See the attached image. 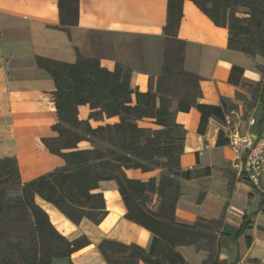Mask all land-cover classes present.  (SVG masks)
<instances>
[{
	"label": "crops",
	"instance_id": "0c3cea01",
	"mask_svg": "<svg viewBox=\"0 0 264 264\" xmlns=\"http://www.w3.org/2000/svg\"><path fill=\"white\" fill-rule=\"evenodd\" d=\"M168 1L79 0V24L69 35L58 28L59 0H0V157L18 158L23 181L65 164L43 143V138L56 136L52 129L58 119L56 86L37 65L36 57L75 62L78 49L110 70L117 63L130 67L132 87L146 92L150 78L160 74L164 62ZM179 37L186 42L185 68L202 78L199 102L221 106L225 100L227 113L225 121L211 118L206 134L199 133L197 108L177 113V122L187 129L181 165L195 176L181 181L176 217L185 223L199 217L221 219L220 261L264 264V189H256L233 166L235 152L229 144H217L221 130L229 139L264 136V99L259 97L249 108L247 90L229 82L233 66H239L244 69L242 81L259 84L264 93V56L229 48L228 28L216 25L192 0L183 2ZM90 111L89 105H81L80 118H88ZM118 120L113 117L105 122ZM148 124L157 127L151 120ZM160 173V169H126L129 177L142 180ZM101 190L109 212L99 224L87 218L76 224L53 204L37 198L62 234L69 239L87 235L91 240L70 258L56 259L53 264H108L98 247L105 238L150 248L153 234L125 217L127 208L117 182L104 181ZM157 203L155 196L153 205ZM177 249L190 264H203L209 255L194 245Z\"/></svg>",
	"mask_w": 264,
	"mask_h": 264
},
{
	"label": "trees",
	"instance_id": "16d2710c",
	"mask_svg": "<svg viewBox=\"0 0 264 264\" xmlns=\"http://www.w3.org/2000/svg\"><path fill=\"white\" fill-rule=\"evenodd\" d=\"M184 1H168L164 62L146 92L132 87L130 67L117 63L110 70L78 49L75 62L36 57L56 86L58 119L52 126L56 136L43 138V143L65 164L23 181L18 158L0 157V264H53L89 245L87 235L69 239L62 234L37 198L53 204L76 224L85 218L99 224L109 212L101 183L110 180L118 184L125 217L151 231L153 239L149 249L103 239L98 247L108 264H190L177 249L181 245L208 251L203 264H225L219 259L221 219L199 217L185 223L176 217L181 181L195 176L181 165L187 129L177 122V113L197 108L201 134H206L211 118L225 121L227 113L225 100L221 106L199 102L202 78L185 68L186 42L179 37ZM192 1L216 25L228 28L229 48L264 56V0ZM59 12L58 28L70 35L79 24V0H59ZM243 73L242 67L233 66L229 82L244 86ZM255 96L264 99L259 84ZM81 105L91 109L86 119L79 116ZM113 117L119 120L105 122ZM91 120L100 124L94 126ZM144 120L157 127L140 125ZM84 142L88 145L81 146ZM229 142L221 130L217 144ZM130 168L161 173L142 180L129 177Z\"/></svg>",
	"mask_w": 264,
	"mask_h": 264
},
{
	"label": "built area",
	"instance_id": "2783aa9c",
	"mask_svg": "<svg viewBox=\"0 0 264 264\" xmlns=\"http://www.w3.org/2000/svg\"><path fill=\"white\" fill-rule=\"evenodd\" d=\"M230 147L235 152L233 166L256 189H264V136L235 135L230 139Z\"/></svg>",
	"mask_w": 264,
	"mask_h": 264
},
{
	"label": "rangeland",
	"instance_id": "374dc122",
	"mask_svg": "<svg viewBox=\"0 0 264 264\" xmlns=\"http://www.w3.org/2000/svg\"><path fill=\"white\" fill-rule=\"evenodd\" d=\"M241 11H244V9H242ZM240 15L243 16L244 13L243 12H240ZM243 87L248 92L247 99H245L246 100L247 107L251 108L258 101V98L255 96V85L245 83V85ZM149 122H150V120H144V121H140L139 123L142 126H149V124H148ZM94 124L96 125L97 123L94 122ZM82 145H84V144H82Z\"/></svg>",
	"mask_w": 264,
	"mask_h": 264
}]
</instances>
